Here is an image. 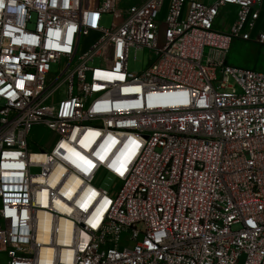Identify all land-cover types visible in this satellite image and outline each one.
Here are the masks:
<instances>
[{
  "label": "built area",
  "instance_id": "built-area-1",
  "mask_svg": "<svg viewBox=\"0 0 264 264\" xmlns=\"http://www.w3.org/2000/svg\"><path fill=\"white\" fill-rule=\"evenodd\" d=\"M165 2L0 0V264H264V72L226 61L263 0Z\"/></svg>",
  "mask_w": 264,
  "mask_h": 264
},
{
  "label": "rangeland",
  "instance_id": "rangeland-1",
  "mask_svg": "<svg viewBox=\"0 0 264 264\" xmlns=\"http://www.w3.org/2000/svg\"><path fill=\"white\" fill-rule=\"evenodd\" d=\"M102 0H84V7L92 8L93 5L98 4ZM203 3L211 4L215 0H200ZM168 9V0H166L160 15V21H163L166 17ZM234 9L232 6H226L221 10L218 18L219 26L224 30H227L234 17ZM122 20L121 14H104L100 19V26L109 28L116 26ZM148 59V52L142 48H131L128 53L127 68L130 72L140 73L144 68ZM226 61L229 65L249 68L254 70H260L264 72V46H260L254 43H244L239 40H234L226 54ZM67 64L66 59L60 60L58 63L51 65L50 72L58 76L65 68ZM101 64V58L95 57L90 66H99ZM63 88L60 90L62 91ZM58 94V93H57ZM55 98H53L54 102ZM55 135L46 129L36 126L33 127L29 136L28 142L31 147L40 145L42 147L49 148L55 141ZM33 173L39 172L38 169H33ZM95 184L100 188L106 190L110 196H115L120 189L121 183L108 176L103 171H100L96 175Z\"/></svg>",
  "mask_w": 264,
  "mask_h": 264
},
{
  "label": "crops",
  "instance_id": "crops-1",
  "mask_svg": "<svg viewBox=\"0 0 264 264\" xmlns=\"http://www.w3.org/2000/svg\"><path fill=\"white\" fill-rule=\"evenodd\" d=\"M102 1H103V0H102ZM102 1H99L98 4L93 5V6H97V5H99ZM197 1L201 2L200 0H197ZM232 8L234 9L233 11H234V17H235L236 7H233V6H232ZM263 9H264V0H263ZM234 17H233V19H234ZM233 19H232V20H233ZM263 20H264V12H263V15H262V17H261L259 23H261ZM221 29H223V28H221Z\"/></svg>",
  "mask_w": 264,
  "mask_h": 264
},
{
  "label": "snow or ice",
  "instance_id": "snow-or-ice-1",
  "mask_svg": "<svg viewBox=\"0 0 264 264\" xmlns=\"http://www.w3.org/2000/svg\"><path fill=\"white\" fill-rule=\"evenodd\" d=\"M249 223H251V221H249Z\"/></svg>",
  "mask_w": 264,
  "mask_h": 264
}]
</instances>
